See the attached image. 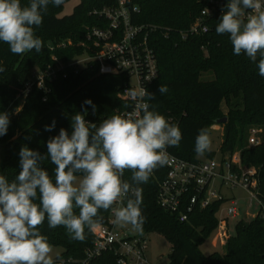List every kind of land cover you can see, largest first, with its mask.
Listing matches in <instances>:
<instances>
[{
    "label": "trees",
    "instance_id": "trees-1",
    "mask_svg": "<svg viewBox=\"0 0 264 264\" xmlns=\"http://www.w3.org/2000/svg\"><path fill=\"white\" fill-rule=\"evenodd\" d=\"M68 1L64 0L59 7L49 5L42 26L35 29L44 42L39 53L32 50L16 55L7 44L0 42V61L6 69L0 73V112H6L16 96L24 93L34 76L33 69L38 68L41 73L56 69L53 80L45 79L50 91H44L36 82L22 110L15 116L9 115L7 134L0 137L5 150L0 174L9 180L20 171L21 147L27 146L46 156L49 138L58 135L61 128L71 134V118L75 114L83 113L86 121L99 125L105 118L120 115V111L130 107V102L120 96L128 83L126 74H100L96 61L79 69L72 65L77 57L94 54L87 40L88 27L102 26L107 21L92 12L109 2L81 0L71 15L61 17ZM21 2L26 4L28 0ZM218 2L222 3V8L206 20L209 30L184 38L183 33L209 6L207 0H130L132 22L149 30V43L158 60L159 75L148 87V92L155 94L154 99L147 97L149 110L163 114L169 122L172 119L179 123L182 140L179 147H171V151L189 161L201 156L215 158L211 151L198 156L195 140L200 129L208 131L218 119L228 116L224 123L222 154H232L238 148L242 162L258 169L259 196L264 201V140L258 145H248L250 129L254 126L264 129V77L259 75L258 60L252 62L245 54L234 55L229 36L216 33L227 0H216ZM57 63L61 65L56 66ZM205 73L213 74V78L204 80ZM161 84L168 88L163 95L158 92ZM89 100L91 103H86ZM223 102L227 104L228 114L221 111ZM53 121L55 127L46 131L45 126H51ZM42 166L54 178L55 166L50 160H45ZM166 175L167 168L158 166L148 182L139 187L143 197L142 213L146 217L142 232L159 233L169 241L170 264H264V218L261 215L250 222L240 221L236 233L228 235L224 252L207 256L200 246L218 228V211L224 201L207 208H195L189 212L188 219L182 221L184 208L173 213L159 204V187ZM131 176V171L126 170L122 179L131 182ZM192 195H187L186 200ZM112 209L100 210L95 227L111 224ZM95 227L85 229L83 242L71 239L63 226L49 228L47 221L40 231L51 245L64 249L54 259L57 262L64 257L83 259L95 243ZM91 264H118L117 256L105 251Z\"/></svg>",
    "mask_w": 264,
    "mask_h": 264
},
{
    "label": "clouds",
    "instance_id": "clouds-1",
    "mask_svg": "<svg viewBox=\"0 0 264 264\" xmlns=\"http://www.w3.org/2000/svg\"><path fill=\"white\" fill-rule=\"evenodd\" d=\"M63 3L0 0V42L16 55L32 50L39 53L44 42L35 29L42 26L49 5ZM215 31L229 36L234 55L258 60L259 75L264 77V0H227ZM4 71L0 61V73ZM167 91L166 85H159L161 95ZM141 96L151 100L155 94L144 89ZM9 124V114L0 112V137L7 134ZM54 127L55 121L45 130ZM71 127V134L61 128L48 139L46 156L21 147L20 171L14 179L0 174V264H56L53 247L40 231L45 221L51 229L63 226L71 239L83 242L85 229L95 227L100 210L112 209L117 202L122 206L114 209L116 224L143 231L146 217L139 185L168 162L169 147H179V126L149 110L145 103L140 111L128 116L114 114L99 125L77 113L71 118ZM210 149V136L202 128L195 152L201 156ZM45 160L55 166L54 178L42 166ZM126 170L132 173L131 182L122 179Z\"/></svg>",
    "mask_w": 264,
    "mask_h": 264
},
{
    "label": "built area",
    "instance_id": "built-area-1",
    "mask_svg": "<svg viewBox=\"0 0 264 264\" xmlns=\"http://www.w3.org/2000/svg\"><path fill=\"white\" fill-rule=\"evenodd\" d=\"M107 1L108 4L102 8H95L92 12L107 22L102 26L88 27L87 40L94 54H84L86 56L84 63L86 66L89 62L96 61L99 64L100 74L128 76V83L120 93L122 99L130 102V107L120 111V115L128 116L140 111L143 104L149 105L147 97L141 96V92L144 89L148 91V87L158 77V60L149 43V30L145 26L132 22L130 0ZM207 1L209 6L203 9L201 16L195 20L187 32L183 33L184 38L209 30L206 20L222 8V3H216V0ZM134 10H137L136 6ZM75 60L72 65L79 69L78 62ZM55 70V68H49L39 77L34 75L23 93L24 98L28 96L36 82L44 91H50L45 79L48 77L53 80ZM170 122L179 126V123H174L172 119ZM261 133L259 127L254 126L250 129L249 144L251 146L261 143ZM167 152L168 162L164 165L167 168V175L161 181L158 193L159 204L165 210L177 213L184 208L185 211L181 212L180 218L185 221L188 219L189 212L195 208H207L217 201H224V203L229 201L225 215L218 217V228L221 229L224 243L229 235V219H235L240 215L239 200L236 197L227 198L223 194L224 188L243 189L249 195L250 207L257 204L260 207L258 215L264 218V201L259 196L258 169L244 164L241 152L229 153L220 160L201 156L196 161H189L175 155L171 147L167 149ZM190 193L193 195L187 201L186 197ZM121 206V202L114 205L110 217L111 224L95 227V243L86 251L83 259L64 257L58 259L56 264H91L93 259L105 251L114 252L117 263L151 264L148 257L149 243L144 236H130L118 232L113 219L114 209Z\"/></svg>",
    "mask_w": 264,
    "mask_h": 264
},
{
    "label": "rangeland",
    "instance_id": "rangeland-1",
    "mask_svg": "<svg viewBox=\"0 0 264 264\" xmlns=\"http://www.w3.org/2000/svg\"><path fill=\"white\" fill-rule=\"evenodd\" d=\"M80 3H81V0L68 1L65 4L64 10L60 14V16L64 17L67 15H71L74 12L75 7L79 5ZM85 57H86L85 55L79 56L75 60L76 62H78V66L80 68L85 66V63H84ZM60 65H61L60 63H57L56 66H60ZM41 74L42 73L38 68L33 69V75L39 77L41 76ZM202 78L204 80L212 79L213 74L205 73ZM24 103H25V98L23 96V93H20L16 96V99L10 103L6 112L10 116H15L22 110ZM221 111L224 114H228L229 109L227 107L226 102L222 103ZM225 117L228 118V116H225ZM259 128L261 129V132L263 133L264 131L263 127H259ZM262 133H261V142H263L264 140ZM208 134L211 139V149L209 151L214 153L216 159L218 160L222 159L223 154L221 151V146H222L224 134H225L224 123L213 124L208 130ZM249 136L250 134H248V145H250ZM239 152H241V150L237 148L234 153H239ZM4 154H5L4 145L0 143V164L3 161ZM223 194L227 198L236 197L240 203V215L235 219L233 218L229 219V234L234 235L236 233V225L242 220L246 222H250L254 220L259 213L260 207L257 204L254 207H250L249 195L243 189L238 188V189L231 190V189L224 188ZM229 204H230L229 201H227L221 206L218 212V217H222L225 215V210L229 206ZM117 229H118V232H120V234L125 233L130 236L144 235V237L148 240V243H149L148 257L150 259L151 264H170L169 254L171 253V244L163 235L159 233L139 232V231L134 230L130 225H117ZM227 240L228 238L225 240V243L223 242L224 238L221 233V229L217 228L213 232V234L205 241V243H203L200 246V249L207 256L214 252H224L225 250L224 245L226 244ZM52 247H53V251L51 255L53 256L54 259L58 257L59 255H61L64 251V249L60 246L52 245Z\"/></svg>",
    "mask_w": 264,
    "mask_h": 264
},
{
    "label": "water",
    "instance_id": "water-1",
    "mask_svg": "<svg viewBox=\"0 0 264 264\" xmlns=\"http://www.w3.org/2000/svg\"><path fill=\"white\" fill-rule=\"evenodd\" d=\"M227 120H228V118H227V117H224V118L218 119V120H217V124L226 123V122H227Z\"/></svg>",
    "mask_w": 264,
    "mask_h": 264
},
{
    "label": "crops",
    "instance_id": "crops-1",
    "mask_svg": "<svg viewBox=\"0 0 264 264\" xmlns=\"http://www.w3.org/2000/svg\"><path fill=\"white\" fill-rule=\"evenodd\" d=\"M142 236H144V235H142Z\"/></svg>",
    "mask_w": 264,
    "mask_h": 264
}]
</instances>
